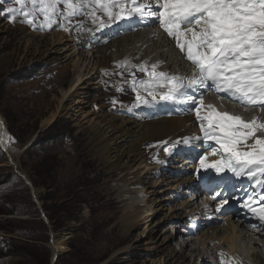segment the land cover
I'll return each mask as SVG.
<instances>
[{
	"label": "rangeland",
	"instance_id": "obj_1",
	"mask_svg": "<svg viewBox=\"0 0 264 264\" xmlns=\"http://www.w3.org/2000/svg\"><path fill=\"white\" fill-rule=\"evenodd\" d=\"M5 7L19 8V5L12 1ZM1 8L0 11L3 10ZM73 17L75 19H69L67 23L68 36L64 37L69 41L67 47H73L78 52H68L67 55L72 58L67 60L65 55L50 54L44 46L45 39L37 47L38 50L35 46L25 49V40L30 34L48 35L11 27L4 14L0 15V117L6 129L14 134L9 140L13 147L12 154H17L13 162L0 150V264H51L53 251L50 233L53 235L52 240L60 242L63 247L55 264L150 263L158 256L159 244L155 242L161 234V224L155 225L153 232L148 231L147 236L140 241L138 234L147 227L149 220L150 225H154L165 214L159 210L137 226L130 225L128 233L124 234L120 225L122 212L128 197L134 196L136 189L142 192V197L151 208L155 205L153 201L161 199L164 194L166 196V193L173 194L178 183L171 170L175 166L187 165L188 161L178 162L176 158V164L159 173L154 165L159 166V153L156 151L164 140L167 141L164 137L143 140L139 149H136L138 156L131 158V164L124 157L118 159V153L109 152V156L104 148L100 150L99 138L93 139L94 134L90 133L89 120L92 117L88 114L100 117L118 113V107L116 110L106 108L128 101L123 76L133 74L136 70L134 64L138 62L135 55L124 53V49L118 48L117 44L114 47V42L106 47L100 43L91 47L90 52L77 49L85 45V38L97 35L95 28L102 21L92 20L95 24L93 29L83 33L78 32L77 27L86 23L88 18L80 20L81 16ZM118 44L124 46L122 41ZM155 44L152 41L151 46L141 45L132 53L144 54L146 50L150 56L148 58L159 61L158 66L165 67L168 64L170 70L174 69L168 49L162 51V56L152 53ZM88 53L90 66H98L97 75L91 83L94 87L88 86L87 94L67 102L54 121L45 126L43 121L57 113L60 90L68 89L74 79L75 69L73 71L72 67L79 58L77 54ZM30 70L33 77L22 79ZM140 72L138 70L137 73ZM112 97L117 98L118 102ZM101 125L109 136L108 142H122L117 150H125L128 144L122 140L127 137V132L117 128L114 122ZM183 131L185 129L176 131V134L180 133L177 136H181ZM50 136H54V139L49 142L35 143L38 139ZM184 146L188 153L190 147L188 144ZM175 149L172 152H181L180 156L186 159L182 149ZM99 151L108 153V163L107 160L97 161ZM168 153L165 152L167 156ZM112 157L115 158L113 162ZM165 160L169 161L167 157ZM139 162L144 163V167L135 170ZM20 173L30 182L32 193L30 186L18 178ZM13 177L19 180V184L13 182ZM177 235L174 234V238ZM7 241H12L14 250L8 247ZM175 242L178 240L172 245ZM128 245L131 249H124ZM165 249L166 246H161V250ZM177 264L183 263L178 261Z\"/></svg>",
	"mask_w": 264,
	"mask_h": 264
},
{
	"label": "snow or ice",
	"instance_id": "obj_2",
	"mask_svg": "<svg viewBox=\"0 0 264 264\" xmlns=\"http://www.w3.org/2000/svg\"><path fill=\"white\" fill-rule=\"evenodd\" d=\"M14 3L20 7H5L0 15L22 14V22L30 26H35L36 19L42 17L41 30L57 23L58 15L70 19L86 7L92 9L89 15L94 21L100 19L97 11L109 20L151 16L168 36L175 38L177 48L193 66V75L184 84L182 77L153 71L151 81L139 83L146 89L154 84L167 86L168 91L161 99L179 96L192 102L189 110L195 113L203 134L195 139H204L205 148L211 149L208 155L219 156L211 164L205 162L204 155L198 157L200 169L206 170L201 179L211 190L223 182L221 174L264 177V121L255 116L244 121L240 116L218 111L213 105L206 106L207 111L202 113L203 94L197 99L188 92L199 85L221 100L264 111V0H155V7L153 0H14ZM28 4L32 7L27 8ZM60 4L63 11L58 10ZM152 67L155 69L157 65ZM138 70L145 69L138 66ZM136 83L134 80V91ZM183 143L190 144L191 140L185 137ZM164 151L168 153L169 149L165 147ZM209 169H214L217 175L212 176L207 172ZM227 203V199H222L217 211ZM257 204L253 208L245 202L244 207L264 221V197Z\"/></svg>",
	"mask_w": 264,
	"mask_h": 264
},
{
	"label": "bare ground",
	"instance_id": "obj_3",
	"mask_svg": "<svg viewBox=\"0 0 264 264\" xmlns=\"http://www.w3.org/2000/svg\"><path fill=\"white\" fill-rule=\"evenodd\" d=\"M155 35L162 36L167 41L171 38L170 36H168V34L163 33L161 31H155ZM146 37L147 34L125 37L122 38L120 41H118V42L122 41L124 43V46L119 45L118 42H115L114 47L117 44L118 48L121 47L122 49L127 50L128 53L129 52L132 53V51H135L141 45H143V47H146L144 45L152 44V41L147 40ZM26 38L27 39L25 40V49L30 48V46H35L37 48L40 46V44L42 45V41L45 39L46 43H44L45 45L44 44L43 45L48 49L50 54H59V55L61 54V56L65 55V59L67 60H70L72 58L71 55L70 56L67 55L68 52L76 51L75 49H73V47L72 49H69L67 47L69 41H67L66 38L60 34L54 33L48 36H39L37 34H30ZM38 49L39 48H37V50ZM148 49H150V47H148ZM167 49L168 48L159 46V44L156 42V44L153 45L152 53L159 54L160 51ZM145 52L144 54H140L136 52L137 58L141 61L140 62L141 64L145 63L144 65H148V64L157 65V63H159V61H156L154 58H148L150 56H148L149 54L147 55V52L146 53ZM149 53H151L150 50ZM77 55L79 56V58L78 60L75 61L72 67V69L74 68L76 71L75 72L73 69L74 79L71 81V85L69 86L68 89L60 90L58 106L56 108L57 113L51 114L48 118H46L43 121L45 126L50 125L54 121L56 115L62 112L67 102H69L71 99L75 97L84 96L85 94H87L88 86L94 85V84L92 85L91 83L92 80L94 79L93 77L97 75V71H96V69L98 68L97 64L95 65L93 64L90 66L89 64L90 59L88 57L90 56V53H88L87 55H82V54L81 55L77 54ZM169 55L172 56L171 58L172 60L175 58V54L173 50H172V54L170 52ZM129 59L130 58H128L127 60ZM189 69L190 71H193V67H189ZM188 74L190 73L186 72L183 75L187 76ZM95 87L98 88V85H96ZM208 100L210 101L208 105L215 106V108L220 112H227L233 115L234 113L233 107L226 103L227 99L221 100L218 98V96H212V97H208ZM184 106L186 107V110H185V117L183 119L172 118V119H161V120L159 119L157 121H153L154 119H158V115L153 113L148 118L149 122L143 124H138L133 121H127L124 120L123 118L115 117L113 115L112 116L99 115L100 117L98 116L93 117V113L91 115L88 114V116L92 117L89 120L90 133L94 134L93 139L99 138L98 144L100 143L102 147L100 150L104 148L103 150L105 153L106 152L108 153L110 152L112 154L118 153L119 154L117 155L118 159L124 157V159H126L127 162L130 163L132 161L131 158L138 156L136 149H139V145L140 143H142L143 140H148L149 138L155 140L161 137L164 138L170 137L169 140L173 142L177 140V138H174L175 135H177L176 131H178L179 129H185V127L187 128V130L190 132V134L193 136L194 139L195 137L203 136V134L200 131L199 123L196 121L195 113L189 110L192 106L189 105V102L187 101H186V105ZM221 107H224V109H220ZM241 108L244 112H248L251 110L250 108L249 109H245L244 107ZM201 110L203 113L207 111V107L205 108L204 106H201ZM259 111L262 112L261 109H259ZM242 119L245 120L243 117ZM258 120L262 121L261 119ZM109 122L112 123L114 122L117 128H121L125 130V131L122 130L123 132H127L125 133V136L127 137L125 138V140L122 141H124V143H127L128 146L125 147V150L121 149L122 150L121 152H118L117 148H119L122 145V142H115L111 144V142L110 143L108 142L109 136L106 133H104L103 126L101 124L106 125ZM4 125H3V120L0 117V139L2 136L5 135L4 129L2 127ZM198 141L199 143H196L195 146H201L205 144L203 138H201ZM5 142H6V138H5ZM208 143L212 144L213 146H218L215 145L214 141H209ZM174 148H176L175 149L176 151L182 149L185 152L186 156H189V154L193 151V149L190 148L187 153V147L184 145L180 146L176 141L173 143L169 151L171 150L173 151ZM12 150L13 147L10 145V140L7 139V143L6 145H4L3 151L5 157H7L10 161L14 162L17 154L16 153L12 154ZM107 154H103L102 151H99V154L97 152L96 155L97 161L105 162L107 160L108 163L109 161L107 158H109V156ZM205 157H206V161H205L206 163L212 162V158L213 159L219 158L218 155H211L210 157L212 158H210L207 155H205ZM111 160L113 162L115 158ZM140 167L141 168L144 167V163H140L137 167H135V170L140 169ZM197 169H199L200 171L201 170L200 166ZM196 172L198 171L196 170ZM256 178L264 180V177L261 176H257ZM22 179L25 181V183L26 182L28 183L25 177H22ZM193 181L194 180L190 175L187 176L185 180L181 182V184L183 183V188L181 189L179 188L181 184L178 187L179 189L176 186L179 192L178 194L175 192L173 194L166 193V196L164 194L163 196H161L162 197L161 199H157L156 201H153L155 205H153L152 208L147 203L148 201L146 202V199L142 197L141 195L142 192H140L138 189L135 190L136 193L134 196H129V197L127 196L128 203L124 208L120 218V225L123 228V232H125L124 234H126V232L128 231L127 228L130 225L135 224L137 226V224L140 221L143 222L151 218L159 210H160L159 212H163V214H165L163 215V218L160 220V222L155 223L154 225H150V220H149L147 227H145V229L138 234L140 241V239H142L144 236H147L148 231L151 233L153 232L155 225L161 224L159 227H161L162 229L161 234L163 237H161V234L159 233L160 236H158L155 242V244L157 243L159 244L157 259L150 263L148 262L141 264H165L167 260H168L167 264H177L178 261L180 262L182 261L183 264H210L208 262L210 258H213L215 260V263L213 264H221L222 261L223 264H264V225L255 226L252 225L251 223H248L245 220H234L232 219L231 216L232 214L229 213L228 214L224 213L221 216H216L214 215L215 207L213 206H211L209 209H201L200 203L197 204L196 202L198 198L194 197L195 188ZM13 182L19 184V180H17L16 177H13ZM220 203L221 202L216 203V207H218ZM153 208H155L154 211H151V209ZM176 233L178 234L177 236L183 235V237L187 239L186 240L181 239L177 243L175 242V245H172V243L176 241V237L174 238V234ZM161 246L162 247L166 246V249L161 250ZM51 249L53 251L51 260H53L55 254L58 255L63 251V247L60 245V242H55V241L52 242ZM124 249L128 250L131 248L128 245Z\"/></svg>",
	"mask_w": 264,
	"mask_h": 264
},
{
	"label": "trees",
	"instance_id": "obj_4",
	"mask_svg": "<svg viewBox=\"0 0 264 264\" xmlns=\"http://www.w3.org/2000/svg\"><path fill=\"white\" fill-rule=\"evenodd\" d=\"M18 77H21V76H18ZM32 77V71L28 72L27 75H24V77H22V79H30ZM9 130V129H8ZM9 133H10V136L13 138L14 137V134L9 130ZM54 139V136H50V137H47V138H41V139H38L36 140L35 143H38V144H44L46 142H49L51 140ZM30 204V202H29ZM9 243V241H7ZM12 241L9 243L8 247L12 250H14V247L12 246Z\"/></svg>",
	"mask_w": 264,
	"mask_h": 264
},
{
	"label": "water",
	"instance_id": "obj_5",
	"mask_svg": "<svg viewBox=\"0 0 264 264\" xmlns=\"http://www.w3.org/2000/svg\"><path fill=\"white\" fill-rule=\"evenodd\" d=\"M4 125V124H3ZM3 127V129H4V133L6 134V130H5V127L4 126H2ZM38 136V135H37ZM3 144H4V139H2V142H0V147L2 148L3 147ZM30 146V143H29V145H28V147ZM18 175V174H17ZM21 175V173L19 174V177L22 179V176H24V175H22V176H20ZM23 180V179H22ZM24 181V180H23ZM29 182V181H28ZM24 183H25V181H24ZM30 183V182H29ZM29 183H25L26 184V186H30V190H31V193H32V186H31V184H29ZM50 237H51V240H50V244L52 245V238H53V235L50 233ZM57 258H58V255L57 254H55L54 255V258H53V260H51V264H55V262H56V260H57Z\"/></svg>",
	"mask_w": 264,
	"mask_h": 264
}]
</instances>
